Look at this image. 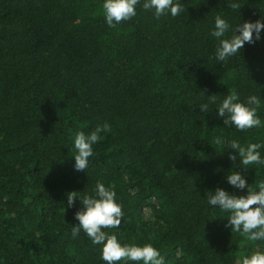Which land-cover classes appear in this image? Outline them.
Listing matches in <instances>:
<instances>
[{"label":"trees","instance_id":"16d2710c","mask_svg":"<svg viewBox=\"0 0 264 264\" xmlns=\"http://www.w3.org/2000/svg\"><path fill=\"white\" fill-rule=\"evenodd\" d=\"M233 2L181 0L184 13L157 20L141 0L110 28L102 0H0V264H105L82 231L71 237L80 201L68 207L66 195L98 180L124 213L106 231L152 243L164 264H238L264 250L226 228L228 214L206 197L217 186L247 192L227 183L234 162L216 136L264 142V128L225 127L216 105L199 109L204 94H255L264 121V39L213 58L217 13L233 24L264 17V0ZM105 122L112 131L87 172L75 171L70 134ZM236 163L254 189L264 181V165Z\"/></svg>","mask_w":264,"mask_h":264},{"label":"clouds","instance_id":"9594fccd","mask_svg":"<svg viewBox=\"0 0 264 264\" xmlns=\"http://www.w3.org/2000/svg\"><path fill=\"white\" fill-rule=\"evenodd\" d=\"M139 4L141 0H102L106 24L115 28L122 21L131 20L137 15ZM228 6L239 8V4L233 0H228ZM142 8L151 11L157 20L168 15L175 18L185 11L181 0H143ZM210 36L216 41L213 58L218 63L225 62L241 54L246 43L253 44L264 39V17L254 22L233 24L225 15L217 13ZM204 96L206 102H199V109L205 114L215 110L225 127H234L239 131L264 128V121L258 115L261 99L257 95L249 94L241 100L238 93L230 91L219 101L216 95ZM211 105L216 107L210 111ZM111 131L110 124L105 122L88 133L76 131L70 134L75 171L87 172L90 158L94 156L93 146L100 142L102 133ZM214 143L223 146L228 151L229 159L234 162V167L226 175L227 183L237 190L247 189V192L237 195L217 186L214 190L206 191L207 204L228 214L221 217L227 218L225 227L232 233H239L249 241H264V181L259 182L254 189L247 177L235 170L237 161L243 166L244 172L250 165H264V156L260 151L264 148V142L241 144L238 139L226 140L216 136ZM66 195L68 207L80 201V208L74 216L77 223L72 224L71 237L76 239L82 231L93 245L100 246V259L105 264H164L160 250L152 243H126L118 238L117 232L106 231L120 230L124 218L122 205L118 203L117 193L111 186L98 180L91 192L71 191ZM238 264H264V250H253L239 257Z\"/></svg>","mask_w":264,"mask_h":264},{"label":"rangeland","instance_id":"374dc122","mask_svg":"<svg viewBox=\"0 0 264 264\" xmlns=\"http://www.w3.org/2000/svg\"><path fill=\"white\" fill-rule=\"evenodd\" d=\"M147 209H148V208H147ZM147 209H146V210H147ZM147 211H148V213H149V210H147Z\"/></svg>","mask_w":264,"mask_h":264}]
</instances>
